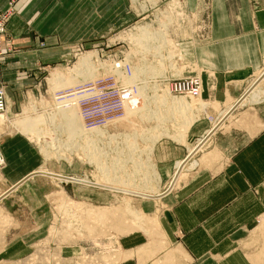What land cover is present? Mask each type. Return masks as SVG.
<instances>
[{"label": "crops", "instance_id": "obj_1", "mask_svg": "<svg viewBox=\"0 0 264 264\" xmlns=\"http://www.w3.org/2000/svg\"><path fill=\"white\" fill-rule=\"evenodd\" d=\"M9 1L0 0V10ZM198 3L210 8L206 38L192 50L207 106L183 137L155 143L154 186L164 191L152 197L161 209L150 216L158 232L120 236V264H257L241 240L264 229V79L249 88L264 69V0ZM14 11L7 27L16 45L0 57V83L13 108L23 88L83 33L128 21L126 0H17ZM30 141L21 133L0 138V264L25 259L51 222L49 198L60 181L34 173L46 163Z\"/></svg>", "mask_w": 264, "mask_h": 264}, {"label": "rangeland", "instance_id": "obj_2", "mask_svg": "<svg viewBox=\"0 0 264 264\" xmlns=\"http://www.w3.org/2000/svg\"><path fill=\"white\" fill-rule=\"evenodd\" d=\"M198 2L126 0L128 21L118 28L99 30L97 35L83 33L80 42L68 45L63 50L61 61L39 71L35 81L23 88L14 108L8 101L4 84L0 83L7 103L6 110L0 113H4L0 115L4 118L0 122V138L21 133L41 153L46 163L41 170L46 172V168L55 165L78 175L60 174L64 179L51 175L60 182L55 194L49 198L50 226L45 236L31 246L26 256L28 259L13 264H39L40 260L35 259V255L41 252L47 254L48 260H44L49 264H90L95 257L92 252L98 249L97 246L111 247L109 242L104 241L110 235L117 239L116 248L119 250L105 258L112 260V264H120L121 237L142 233L149 236L158 232L159 221L155 216H150L154 215L152 211L161 209L160 202H154L152 195L163 192L154 186L157 179L152 172L155 143L165 137L178 140L206 109L197 105L203 101L201 98L182 97L173 90L175 85L187 79L201 77L193 63L192 50L206 38L210 8L202 7ZM14 15L6 21V30L0 38V57L15 48L16 42L7 27ZM99 18V15L96 16V20ZM82 25L85 28L88 23ZM116 65L130 66L131 74ZM131 77L134 78L133 82L130 81ZM263 79L264 69L250 80L249 88L256 82L260 84ZM125 85L136 87V94L126 99L130 106L126 104L123 111H118L114 116L104 115L103 108L115 101L116 90L121 91ZM86 97V101L92 105L90 112L86 111L87 114L92 113L87 124L81 112V104ZM176 98H182L185 105L179 108L178 102L175 103ZM188 102L193 104V115L187 107ZM72 106H75L78 116L73 114ZM33 117L47 120L26 130L15 124L18 119ZM191 117L192 123L187 130L183 129L185 121ZM90 119L100 122L91 124L94 120ZM64 136L73 139V143L62 144L59 151L53 150L52 141L57 138L63 143ZM0 152L4 158L1 175L6 164L2 149ZM97 162L105 167L109 177L114 175L124 182H130L129 185L136 190H144L147 194L152 191L153 194L141 196L136 191L125 193L123 188L109 190L92 185L95 178L102 176ZM135 162L140 166L134 165ZM44 172L38 170L36 173L50 174ZM82 176L88 177L90 184L81 182ZM69 203L72 206L76 203L78 224L69 222ZM96 212V218L90 215ZM6 224L4 219L3 225ZM250 232L249 237L247 235L241 240V248L255 258V263L264 264V229L260 228L256 234L252 230ZM32 253L34 259L30 261Z\"/></svg>", "mask_w": 264, "mask_h": 264}, {"label": "built area", "instance_id": "obj_3", "mask_svg": "<svg viewBox=\"0 0 264 264\" xmlns=\"http://www.w3.org/2000/svg\"><path fill=\"white\" fill-rule=\"evenodd\" d=\"M16 1L17 0H10L9 6L6 8V10L0 11V38L2 37V34H4V32L6 30V27H5L6 21L15 13L14 5H15ZM1 45L2 44L0 43V49H1ZM116 67L121 68L127 74H131V72H132V69L130 66L121 67L120 65H116ZM202 85H203V82H201V77L199 75L194 79H187L184 82H182L178 85H175L173 90L179 96H182V97L200 98V94L202 92ZM123 87L124 88L121 91H118V89L116 90L117 93H115L116 94V98L114 99L115 101L109 102V104L103 108V110H105V113H106L104 115L110 114V116H114V115L118 114V111H123L126 104L130 106V102L128 104V101L126 99H128L129 96H132L133 93L136 94V87L134 85H125ZM81 97H82V95H81ZM174 97H176V96H174ZM86 100H88L87 97L85 99H83L84 102L81 104V106H82L81 112L84 113L83 118H85V120H84V121H86V122H84L85 124L88 123V118L92 117L91 116L92 113L87 114L88 112H86L87 110H89V112H90V108L92 107V105H90L88 103V101H86ZM67 101H69V99ZM6 108H7V103L5 101L4 90L2 87H0V113H2V111L6 110ZM79 110H80V108H79ZM90 120L91 121L94 120L91 122V124H93L95 121L100 122V120H96V119H90ZM95 125L98 126V124H95ZM65 141H67V142L64 143ZM73 141H74L73 139H69L68 137L64 136V142L62 143L61 140L58 141V139L55 138L54 141H52V145L54 147L53 150L59 151L62 144L71 145L73 143ZM87 149L88 148L86 147L85 148L86 152H87ZM87 155H88V153H87ZM87 155H85V156H87ZM3 163H4V158L0 152V170L4 166ZM76 203H74V206L76 205ZM74 206L71 205L70 207H68L70 209V211H69L70 217L68 219H69V222H73V223L78 224L79 216L77 214V208H76V206L74 208ZM90 215H92L93 217L96 218L97 212L96 213H90ZM90 221L93 223L92 220H90ZM112 237H113V235H110L109 238L104 239V241L109 242L111 244V247L109 249H106L105 246L100 247V246L95 245L98 247V249L96 251L92 252V254L95 255V257L92 259L90 264H112V260H107V258H105L106 255L109 256V255H111V253H113V251L119 250L118 248H116V245H118L117 239L112 238ZM36 252H38V251H36ZM31 255H32V257H30ZM31 255L29 256L30 261H32L34 259V256H33L34 253H32ZM37 255L38 256L35 255V259L38 258L40 260L39 264H49V262L44 260V259L48 260L47 254H45L44 252H41V253H38ZM25 259H28V258H25Z\"/></svg>", "mask_w": 264, "mask_h": 264}, {"label": "bare ground", "instance_id": "obj_4", "mask_svg": "<svg viewBox=\"0 0 264 264\" xmlns=\"http://www.w3.org/2000/svg\"><path fill=\"white\" fill-rule=\"evenodd\" d=\"M147 42V41H146ZM146 47H147V45H146ZM85 67H87V65H84ZM59 76H61V75H59ZM134 78L133 77H131L130 78V81L131 82H133L132 80H133ZM136 79V78H135ZM259 83L258 82H256L254 85H255V87L258 85ZM255 87H252L253 89L255 88ZM252 89V90H253ZM251 90V91H252ZM250 91V92H251ZM249 92V91H248ZM247 93V92H246ZM141 96H143V95H141ZM200 96H201V94H200ZM253 98H256L258 95L257 94H252L251 95ZM131 97H133V96H131ZM164 99V98H163ZM162 99V101H164ZM70 100V99H69ZM160 100H161V97H160ZM72 101H74V100H72ZM138 102L140 101V99L139 100H137ZM242 100H240V102H241ZM248 101V100H247ZM75 102V101H74ZM176 102H178L177 104L179 105V108H180V106L181 105H185L184 104V100L182 99V98H176L175 99V103ZM76 103V102H75ZM159 103H160V101H159ZM142 104L144 105V103L142 102ZM164 104V103H163ZM187 105V104H186ZM198 105V107H202V109L204 110V108H205V106H206V103L204 102V101H200V103H198L197 104ZM145 106H146V104H145ZM149 106V105H148ZM192 106H193V104H191V102H188V105H187V107L188 108H190L191 109V112H192V115L194 114V112L192 111ZM132 107H133V105H132ZM67 108H68V105H67ZM72 111H73V114L75 115V116H78V112L76 111V108H75V106H72ZM166 113V112H165ZM154 114V113H153ZM0 115H4V113L3 114H0ZM162 115H160V117H161ZM2 118L3 117H1L0 116V122L2 121ZM4 119V118H3ZM43 120H47V118L46 119H44V117L43 118H41V117H33V118H22V119H18L17 121H15V124H16V126H18V125H20V127H23V129L24 130H26V129H29V128H32L33 127V125L35 124H38V123H43ZM160 121V120H159ZM192 121H193V117H191V118H189L188 120H186L185 121V125H184V127H183V129H188L187 127L192 123ZM90 122V121H89ZM37 126V125H36ZM101 129H103L102 127H101ZM104 130V129H103ZM103 130H101L102 131V133H105V131H103ZM178 135V134H177ZM185 134H181L180 135V137L181 136H184ZM174 136H176V135H174ZM178 137V136H177ZM180 137H178L179 139H180ZM176 138V137H175ZM181 141V140H180ZM194 150H195V148H194ZM100 155V154H99ZM115 161V160H114ZM134 162V161H133ZM117 162H115V164H116ZM125 163V162H124ZM97 164V169L99 170V173H101V177L100 178H95L94 179V183H92V185H94V186H98V187H101V188H105V187H108V188H113V190H120L119 188H121V190H122V188H123V190L122 191H124L125 193L126 192H130V193H132L133 191H136V192H138L137 194H140L141 196L142 195H150V194H153L152 193V191H151V193L150 194H147V193H145V191L144 190H136L134 187H131L130 185H129V183L130 182H124V180H122V179H119L118 177H116V176H114V175H112V176H108L109 174H108V171L107 170H104V166L103 165H101L100 164V162H97L96 163ZM118 164V163H117ZM123 165V164H122ZM134 165H138V163H134ZM113 166V165H112ZM115 166H117V165H115ZM115 166H114V168H115ZM138 166H140V165H138ZM104 167V168H103ZM118 168H121V167H118ZM178 168V167H177ZM153 170H152V172H153V175H155V178H158V175H157V172L154 170V168H152ZM180 169V168H179ZM39 171H43L44 172V170H39ZM36 172H38V171H36ZM36 172H34V173H36ZM50 172V174L51 175H53V176H56V177H59V178H62V179H64L63 178V176H61V175H58V174H54L53 172H51V171H49ZM47 170H46V172H44V173H49ZM34 173H32V175H34ZM65 177V176H64ZM84 176H82L81 177V179H82V181L81 182H83V183H87V184H90V183H88L87 182V180L89 179L88 177H84L85 178V180H84V178H83ZM68 178V177H67ZM77 178H80V177H77ZM81 179H79V180H81ZM173 179V178H172ZM134 182V181H133ZM138 182V181H137ZM146 182V181H145ZM171 182H173V181H171ZM91 185V186H92ZM106 189V188H105ZM166 189V188H165ZM112 190V189H111ZM131 190V191H130ZM164 191V190H163ZM135 192V193H136ZM130 193H128V194H130ZM134 193V194H135ZM133 194V195H134ZM156 194V193H155ZM159 194V193H158ZM132 195V194H131ZM134 196H137V195H134ZM151 196V195H150ZM152 196H154V195H152ZM146 197V196H145ZM149 198V197H148ZM152 198V197H151ZM79 205V204H78ZM129 205V204H128ZM118 208V207H117ZM127 208V207H126ZM105 209V208H104ZM115 209H116V207H115ZM96 210H97V208H96ZM98 211H99V209H98ZM102 211H104V210H102ZM101 211V212H102ZM125 211V210H124ZM107 213V212H106ZM101 214V213H100ZM103 214V213H102ZM104 215V214H103ZM105 217H106V215H104ZM108 218V217H107ZM63 226V225H62ZM72 229V228H71ZM69 230V229H68ZM79 232V231H78ZM63 236V235H62ZM120 254V253H119Z\"/></svg>", "mask_w": 264, "mask_h": 264}, {"label": "water", "instance_id": "obj_5", "mask_svg": "<svg viewBox=\"0 0 264 264\" xmlns=\"http://www.w3.org/2000/svg\"><path fill=\"white\" fill-rule=\"evenodd\" d=\"M49 175H51V174H49ZM52 176H53V175H52ZM76 181H79V180H76ZM105 188H106V189H109V190L113 189V188L110 189V188H108V187H105Z\"/></svg>", "mask_w": 264, "mask_h": 264}]
</instances>
